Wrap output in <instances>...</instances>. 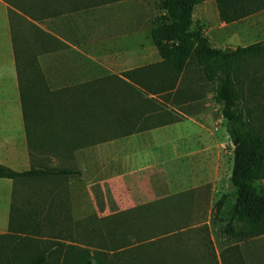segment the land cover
Wrapping results in <instances>:
<instances>
[{
	"label": "rangeland",
	"instance_id": "rangeland-1",
	"mask_svg": "<svg viewBox=\"0 0 264 264\" xmlns=\"http://www.w3.org/2000/svg\"><path fill=\"white\" fill-rule=\"evenodd\" d=\"M161 2L119 0L75 14L73 21L64 17L37 21L41 27L67 38L74 45L40 56L49 85L56 88L90 80L106 71H121L125 66H111L103 58L93 60L90 56L104 52L103 47L111 49L108 46L110 40L116 42L137 32L146 41L150 29L166 21ZM193 15L195 25L203 27L214 46H237L221 39L223 30L214 0L198 3ZM240 20L255 34L254 25L257 28L264 25L260 16L255 21ZM17 21L23 32L29 29L26 21ZM3 32L4 26L0 23L1 37ZM261 38H264L263 33L253 36L250 41ZM1 39L0 66H4L12 50L9 52L7 49L9 38ZM137 40L136 37L126 38L122 44L133 46ZM179 77L177 89L158 94L164 101L162 110L169 112L160 120L179 119L184 123V131L181 132L191 133L179 143L178 151L183 155L192 153V158L186 156L183 160L188 165L176 162L162 166V161L175 152V144L164 136L155 139L149 135L142 136L145 135L143 133L82 149L44 152L42 164L70 168L79 173L35 186L29 184L31 190L22 196V207L23 217L26 216L30 222L25 232L0 238V264H32L40 254L46 255L45 264H86V259L90 264H98L96 235L87 228V224L97 227L99 219L104 216L160 200L164 202L157 209L169 219H183L189 214L201 220L196 228L178 233L184 239L182 248L184 246L192 253H196L195 248L202 251V246L197 243L200 236L205 237V243L209 242V246L204 247L208 253L214 252L215 246L222 250L235 242L223 232L235 201L230 183L235 145L226 130L222 105L214 99L216 83L205 79L194 60L189 61ZM235 82L247 119L264 135V55L242 60L235 71ZM199 114H209L211 119L203 123L202 132L191 120L192 116ZM181 165L183 172L180 171ZM260 183L264 185V180ZM224 194L228 196L220 213L215 205ZM16 195L14 202L17 204L19 198ZM46 198L48 200L43 205ZM172 225L173 228L179 227L178 222L173 221ZM236 227L240 230L244 225L237 223ZM176 241V234L164 239L161 243L163 250L175 251ZM86 248L91 251L89 258L84 253ZM239 250L244 264H264V234L242 241ZM103 253L106 263L112 264L115 254L111 250Z\"/></svg>",
	"mask_w": 264,
	"mask_h": 264
},
{
	"label": "trees",
	"instance_id": "trees-1",
	"mask_svg": "<svg viewBox=\"0 0 264 264\" xmlns=\"http://www.w3.org/2000/svg\"><path fill=\"white\" fill-rule=\"evenodd\" d=\"M5 1L9 4L19 95L33 164L30 169L18 171L0 163V177L10 178L20 186L16 190L19 203L15 199L12 203L9 233L0 238L25 232L28 227L30 221L23 217L22 196L31 190L29 184L35 186L79 173L70 168L36 164V154L64 152L129 135L144 128L138 123L142 116L158 122L174 121L173 118L160 120L169 112H164L162 103L149 94L162 95L177 89L179 75L190 60L200 66L206 80L216 83L214 99L222 105L226 130L235 145L230 176L235 201L223 232L239 240L264 234V185L260 183L264 180V135L247 119L235 82V71L242 60L264 55V39L246 46L216 47L203 27L194 25L195 6L203 0H162L166 21L151 30L163 57L161 62L126 71L125 77L109 75L53 88L39 56L59 48L61 41L37 21L58 16L61 11L58 7H63L64 0ZM70 1L75 5L82 0ZM96 1L85 0V3ZM214 1L220 20L226 23L264 10V0ZM17 19L29 24L26 32L19 28ZM227 196L224 194L215 205L220 213ZM163 202L145 203L109 214L99 219L97 227L88 223L87 228L96 235L98 264H107L103 253L107 250L115 254L112 264H170L161 241L166 234L177 230L173 221L178 222V229L188 227L189 214L178 221L169 219L157 209ZM237 223L244 228L238 230ZM90 252L84 249L88 258ZM45 262L46 255L40 254L32 264Z\"/></svg>",
	"mask_w": 264,
	"mask_h": 264
},
{
	"label": "crops",
	"instance_id": "crops-1",
	"mask_svg": "<svg viewBox=\"0 0 264 264\" xmlns=\"http://www.w3.org/2000/svg\"><path fill=\"white\" fill-rule=\"evenodd\" d=\"M113 1H119V0H105V1L97 0L96 2H93L91 4L85 3V0H82L75 5H73L70 0L68 1L64 0L63 7L62 8L58 7V9L59 10L61 9V11H59L58 16L56 17H64L67 19L71 18L72 20V16H74L75 14L86 12L89 9ZM8 10H9V4L5 0H0V23L3 24L4 26L3 37L7 39L9 38L10 43L9 42L7 43V49L9 50V52L10 50H12L11 53H9L11 57L8 56V60L6 64L4 66H0V163L7 165L15 170L24 171L31 168L33 161L31 159V154L29 152L27 135L23 120V112H22V106L19 95V85H18V79L16 73L15 57L13 52ZM259 16L264 20V10H261L243 19L244 20L247 19L249 21H255L256 18ZM193 19H194V15H193ZM152 28L150 29L149 32V38L146 41L142 40L141 35L138 32L132 36L123 37L122 39L117 40L116 42L108 39L111 41L108 45L109 47L111 46V49L108 48V50H106V48L103 47L104 52L96 53L94 56H90L91 59L97 60L99 58L101 59L103 58V61L106 62V64L108 65L111 66L120 65L125 67L121 71H110V72L106 71L102 74H98L89 79L103 78L109 75H118L120 77H125L124 73L126 71H132L144 66L161 62L163 60V57L157 45L153 41L151 35ZM220 28L223 30L221 39L227 40L230 43L234 42L235 44H237V46H246L248 44L254 43L256 42V40L250 41V38H253V36L255 35L256 36L261 35L262 33L264 34V25L263 27L260 28L259 27L257 28L256 25H254V28H256V32H257V34H255V32H250L251 31L250 28L243 25L241 20L230 23L221 21ZM51 32L60 39L61 43L59 48L50 51L48 53L57 52L63 47L74 46L73 43L69 41L67 38L61 37L56 33H54L53 31ZM3 37H1L0 35V43L2 41L1 38ZM130 37L138 38L136 44H134L133 46H131V44H122L123 40ZM263 39L264 38H261L260 40ZM102 44L105 45V43ZM40 56H39V60H40ZM1 62L2 61L0 60V63ZM149 97H155L161 103L164 102L160 97H158V94H149ZM181 113L183 114V112ZM208 115L199 114L198 116L191 117V120L193 121V123H195L198 126L200 132L203 131V129H201V127L204 128L203 123L211 121ZM143 119H145V116H142L140 118V121L138 122L144 127L142 130H137L126 136L111 138L105 141L86 145L83 147L80 146L74 147L72 149H82L109 140L120 139L131 135L135 136L143 133L145 135L142 136L149 135L155 139L164 136V139L168 138V140L170 139L169 141L175 144L174 146L175 152L170 153L171 156L165 158L162 161V166H166V167L171 166L176 162L182 163L185 161V158H187L186 156H190L189 158H192L191 155L192 153H184L185 155H183V153H178L180 149L179 143L185 141L187 136H191V133L188 134L187 132L186 134L184 132L183 133L181 132L184 131L182 129L183 128L182 126L184 124L183 122L179 121V119H175L172 122H165V121L158 122V120L153 122L151 119L150 120L145 119L143 121ZM179 131L181 133H178ZM67 155H72V153H68ZM34 161L36 164L41 163L42 162L41 155L36 154ZM193 164L194 163H192L191 166H193ZM183 165L187 166L188 164L185 163ZM183 165H181V169H180L181 172H183L182 169ZM16 190H20V186L18 185L16 186L15 182L12 179L0 177V235L9 233L11 208H12V203L15 199V194H17ZM191 216L192 215H188L187 217L189 221L188 227L182 229L177 228V230L169 232L164 237V239H167L169 238V236H173L174 234H176V240H177L176 241L177 246L175 248V251H170V250L165 251L166 256L169 257L168 263L170 264H244L243 257L239 250V244L242 241H245L246 239L239 240L238 238H235L233 236L225 235L227 237H230L235 242L230 246L223 248L222 250H219V248L215 246L214 247L215 251L214 252L211 251L210 253H208L206 252L207 250L206 248L204 249V247L209 246V242L207 241L206 243L204 242L205 240L204 236H200V237L196 236L197 238L199 237L197 243L198 245L202 246L200 248L203 249L202 250L203 252L198 251V249L195 248L197 250L196 253L195 252L192 253L190 252V249L187 248L185 249L184 246L182 248L181 245H184L183 243L184 239H181L179 237L180 232H185L190 230L191 228H196L197 224L201 222V220H198ZM178 220L180 219H177V221ZM164 239H162V241ZM211 242L214 243L213 235H211Z\"/></svg>",
	"mask_w": 264,
	"mask_h": 264
}]
</instances>
